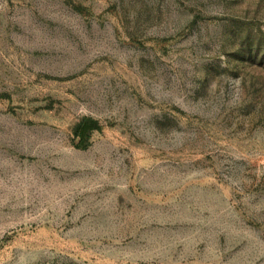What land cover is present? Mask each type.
Returning a JSON list of instances; mask_svg holds the SVG:
<instances>
[{
	"label": "rangeland",
	"instance_id": "obj_1",
	"mask_svg": "<svg viewBox=\"0 0 264 264\" xmlns=\"http://www.w3.org/2000/svg\"><path fill=\"white\" fill-rule=\"evenodd\" d=\"M0 264H264V0H0Z\"/></svg>",
	"mask_w": 264,
	"mask_h": 264
},
{
	"label": "trees",
	"instance_id": "obj_2",
	"mask_svg": "<svg viewBox=\"0 0 264 264\" xmlns=\"http://www.w3.org/2000/svg\"><path fill=\"white\" fill-rule=\"evenodd\" d=\"M97 128L96 123L91 120H83L75 129V135L81 140L85 137L87 132L93 131Z\"/></svg>",
	"mask_w": 264,
	"mask_h": 264
}]
</instances>
